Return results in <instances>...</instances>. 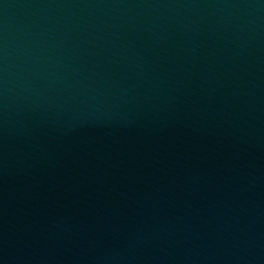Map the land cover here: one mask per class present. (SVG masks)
<instances>
[{"label": "water", "instance_id": "obj_1", "mask_svg": "<svg viewBox=\"0 0 264 264\" xmlns=\"http://www.w3.org/2000/svg\"><path fill=\"white\" fill-rule=\"evenodd\" d=\"M0 264H264V0H0Z\"/></svg>", "mask_w": 264, "mask_h": 264}]
</instances>
